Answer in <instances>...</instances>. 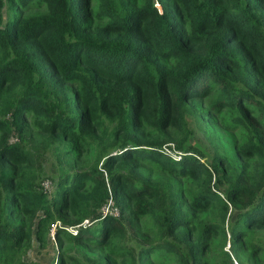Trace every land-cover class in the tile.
Listing matches in <instances>:
<instances>
[{
  "label": "trees",
  "instance_id": "16d2710c",
  "mask_svg": "<svg viewBox=\"0 0 264 264\" xmlns=\"http://www.w3.org/2000/svg\"><path fill=\"white\" fill-rule=\"evenodd\" d=\"M197 99L243 134L249 171L199 147ZM143 165L189 179L187 196ZM109 201L117 216L102 213ZM230 207L241 211L226 226ZM67 209L92 225L58 232L97 246L150 219L155 243L113 253L134 264H206L219 231L240 261L238 243L264 228V0H0V264H38L25 251ZM219 260L233 264L222 248Z\"/></svg>",
  "mask_w": 264,
  "mask_h": 264
},
{
  "label": "rangeland",
  "instance_id": "374dc122",
  "mask_svg": "<svg viewBox=\"0 0 264 264\" xmlns=\"http://www.w3.org/2000/svg\"><path fill=\"white\" fill-rule=\"evenodd\" d=\"M158 9L160 5L156 3ZM194 105L197 108L198 115L201 119V127L203 132L198 136L200 142V148L207 153L214 152L217 150L219 154L224 155L229 158L231 163L238 169L243 171H249L254 160L252 158H245L240 155L238 150L244 144L245 137L240 132H233L225 127L223 121L226 120L225 112H219L218 114H209L207 112V100H194ZM203 138L205 141H203ZM193 138H190V141ZM193 141V140H192ZM164 151L167 153H174L175 149L171 143L166 144L163 147ZM52 157L50 155L46 158L45 166H51ZM90 163V155H84L79 161L81 166H86ZM146 168V165L142 166V169ZM148 169V175L153 179L157 178H170L176 187L181 190L184 196H187L186 189L188 188L189 179H177L171 178L168 173L161 169ZM43 187L47 191H51L53 183L50 179H45L42 183ZM225 185L221 186V193H224ZM186 202V201H185ZM184 207L190 213L194 214L197 219L200 221H206L207 219H213L215 217L213 210L203 209L196 210L191 209L189 204L184 203ZM240 208L238 209H229L227 220L225 222H230L232 219H236ZM103 214H109L113 216L118 215V210L112 205V202L109 203L102 209ZM62 218L60 221H57L53 227L50 235L48 236V242L44 248H40L36 242H32L31 247L25 251L24 259L27 261H34L38 264H72L67 259V256H80L87 259L90 258H101L105 260L108 264H134L133 259L130 255H125L121 258H116L113 253L118 249L122 248L125 242L140 240L143 247L155 243L156 239L153 234V226L150 219H142L137 222L133 227V234L128 235V238L122 235H114L107 239L103 245H92L84 241H81V238H66L62 232L58 230H64L67 233L73 232L78 233L80 226H91V220H84L81 224L74 225L78 216L75 212H72L70 209L63 211ZM20 214L16 215V218L19 219ZM78 229V230H77ZM77 230V231H75ZM208 232V231H207ZM213 232L209 231L207 234H212ZM210 246L207 249L206 254L204 255V262L206 264H220L219 254L221 248L227 251L232 259L233 264H264V228L255 227L249 234L244 237L236 246V253L240 261L236 258L233 252H230V241L229 234L226 235V239L223 234L219 231L216 235L210 238ZM261 243L263 249L260 250V253H254L252 250L253 242ZM156 254L145 255L143 264H164L163 262L156 261L154 258Z\"/></svg>",
  "mask_w": 264,
  "mask_h": 264
}]
</instances>
